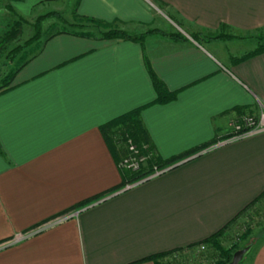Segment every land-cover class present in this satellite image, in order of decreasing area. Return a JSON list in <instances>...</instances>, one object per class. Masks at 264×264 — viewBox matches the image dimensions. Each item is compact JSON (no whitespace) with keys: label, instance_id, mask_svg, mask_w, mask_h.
<instances>
[{"label":"crops","instance_id":"obj_1","mask_svg":"<svg viewBox=\"0 0 264 264\" xmlns=\"http://www.w3.org/2000/svg\"><path fill=\"white\" fill-rule=\"evenodd\" d=\"M9 2L21 15L70 2L72 14L116 22L132 34L150 28L168 34L162 17L178 21L184 39L153 32L141 45L61 33L17 70L0 94V264H153L139 260L192 248L264 191L260 132L214 144L87 204L75 218L10 243L121 183L99 129L112 118L145 106L143 124L167 160L224 139L231 122L257 113L264 53L234 58L252 51L264 32V0ZM193 33L227 37L199 43ZM145 60L177 91L175 100L150 104L156 94ZM251 251L241 261L264 264V244Z\"/></svg>","mask_w":264,"mask_h":264},{"label":"trees","instance_id":"obj_2","mask_svg":"<svg viewBox=\"0 0 264 264\" xmlns=\"http://www.w3.org/2000/svg\"><path fill=\"white\" fill-rule=\"evenodd\" d=\"M74 12H75V8H74ZM11 15H13L14 18L9 19L10 21H7L6 23L4 22L5 24L1 28L0 37L2 38L0 39V57L3 52V47L7 45L8 42L11 43L12 41L16 40L19 34H21L22 28H23L22 24L25 22V19L22 16H18L12 12H11ZM53 15H58V14L55 13ZM73 15H75V18H76L74 22L67 23L66 21L63 20L64 21L62 25L63 27H61L59 30H56L48 34L42 40L41 44L47 41L48 39H50L52 36L61 34V33H69V34L79 35V36H84V37L97 36L102 39H106L110 41L127 40V41L137 42L141 45L144 44V40L146 36L153 32H160L174 39H184L183 36L177 33L169 32L168 34H166L158 28H152V29L147 30L146 32H142L139 34H132V33H129L119 28L116 25V22H107V21L95 19L92 17L80 16L76 13H74ZM174 22L180 25L178 21L174 20ZM38 24L39 23L37 22L36 33L32 37L35 39L38 38L39 33H40ZM86 25H90V27H94L96 30V33L92 34L88 32L87 30H84V28H86L85 27ZM191 37H193L196 40H201L203 38H206L207 36H202L198 33H193ZM225 37L227 36L223 34H218L211 38L220 39V38H225ZM256 37H257L256 47L252 51H249L238 58H234L235 62L244 60L247 57L256 55L258 53H264V32L257 34ZM37 50L38 49L33 51L34 53L32 52L30 57H26L25 59H23V61H21L19 65L15 67L14 70L12 71L10 70V72H8V75L6 76L5 79L0 81V94L6 92L12 87V81L14 79V76L17 70L24 63H26L31 57H33L37 53ZM145 66L150 75L153 87L155 89V94H156L155 99L150 104H164V103H168V102L175 100L177 96V91H169L166 88L165 84L155 75V73L153 72L147 60H145ZM144 107L145 106H140L132 110H129L119 116L112 118L111 120L105 122L99 127L105 141L109 145L114 157L116 158L118 166H119L120 160L128 154L129 144L131 143L135 145L140 155L145 157V160L142 162L139 170L131 171L125 168H121L119 166L121 174H122V181L118 186L78 203L75 206V208L86 206L87 204L93 201H96L112 192H115L117 190L124 188L126 184L134 183L136 181H139L149 176L153 172L154 166H156L158 169H165L167 167H171L177 164L178 162L188 157H191L197 152H200L201 150L208 148L209 146L213 145L216 142V140H212L196 148H193L187 152H184L183 154L171 157L167 160H163L157 155L156 150L154 149L152 145L148 132L141 119V111ZM262 198H264V191H262L261 194H259V196H257L254 200H252L249 204H247L244 208H242L221 229H219L217 232H215L208 238L190 247L195 248L201 244H205L206 246H211L216 252V256L214 257L218 258L215 264H226L230 262L232 259L233 251L239 249V246L237 244H233L229 248H224L221 245L220 238L225 231H227L240 217H243ZM249 233L250 232L248 230L242 237L246 238ZM252 247L253 245H247L244 248H247V251H249ZM172 252L173 251L153 254L151 256H147L139 260V262L152 261L153 264H170V263H162V262H159L158 260L171 254Z\"/></svg>","mask_w":264,"mask_h":264},{"label":"rangeland","instance_id":"obj_3","mask_svg":"<svg viewBox=\"0 0 264 264\" xmlns=\"http://www.w3.org/2000/svg\"><path fill=\"white\" fill-rule=\"evenodd\" d=\"M11 12L18 16H22L25 19V22L22 24V32L19 34L18 38L11 43L8 42L7 45L3 47V52L0 57V81L6 78L10 70H14L15 67L19 65L22 57L23 59L30 57L31 53L37 49V46L41 44L42 40L48 34L63 27L62 25L64 21L72 23L76 19L75 15L72 14L70 2L60 9L47 4L40 5L35 8H31L27 15H21L12 8L9 0H0V32L2 26L7 21H10L9 19L14 18L13 15H11ZM24 13L26 14V12ZM55 13L58 15H53ZM160 20L163 22L162 26L165 31L177 33L181 36L183 35V29L172 20L168 21L162 17H160ZM37 22L39 23L40 33L38 38L35 39L32 37L36 33ZM85 27L86 28H84V30H87L92 34L96 33L94 27H90V25H86ZM210 36L213 37L215 35L209 34L206 38L201 40H196L193 37L191 38L200 43L208 39H215ZM1 38L2 37H0V39ZM252 114L255 115L256 113ZM228 127L229 131L227 132V136L222 140L216 141L214 144L221 143L232 136L230 124ZM248 230L250 233L246 238H243L242 236ZM220 242L224 248H229L233 244H237L239 249H243L247 245H253L250 254L254 249L256 251L261 244H264V198L257 202L256 205L252 207L243 217H240L228 229L226 236H221ZM235 251H233V253ZM214 256H216V252L211 246H206L203 250L198 249V247H193L172 252L158 261L170 264H215L218 258ZM239 264H245V261H241Z\"/></svg>","mask_w":264,"mask_h":264},{"label":"built area","instance_id":"obj_4","mask_svg":"<svg viewBox=\"0 0 264 264\" xmlns=\"http://www.w3.org/2000/svg\"><path fill=\"white\" fill-rule=\"evenodd\" d=\"M230 127H231L232 136L228 139H235L239 137H245V136L257 134L260 132H264V103L258 102V112L255 115L250 114V113L242 114L237 118V120L230 123ZM221 143H218V144H221ZM144 160H145V157L140 155L135 145L130 143L128 146V154L120 160L119 166L121 168H125L131 171H136V170H139ZM166 169H168V167L165 169H158L156 166H154L153 172L149 176L139 181H136L134 183L126 184L124 188L131 187L132 185L140 181L156 176ZM85 207L86 206H83L81 208L72 209L67 212L58 214L57 216L51 218L50 220L45 221L31 228L27 232L23 233L21 236L12 240L10 243H14L19 239L26 238L31 235L37 234L51 226L57 225L68 219L75 218L78 212ZM205 248H206L205 244H201L198 246V249L200 250H203Z\"/></svg>","mask_w":264,"mask_h":264},{"label":"water","instance_id":"obj_5","mask_svg":"<svg viewBox=\"0 0 264 264\" xmlns=\"http://www.w3.org/2000/svg\"><path fill=\"white\" fill-rule=\"evenodd\" d=\"M247 248H243V249H239L236 250L233 254H232V259L230 262L226 263V264H239L241 261V258H243L244 254L246 253Z\"/></svg>","mask_w":264,"mask_h":264}]
</instances>
